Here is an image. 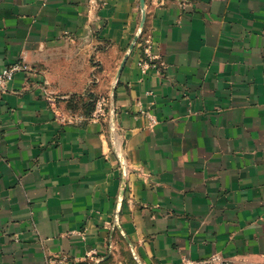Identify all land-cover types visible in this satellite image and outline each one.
Listing matches in <instances>:
<instances>
[{
    "label": "crops",
    "instance_id": "crops-1",
    "mask_svg": "<svg viewBox=\"0 0 264 264\" xmlns=\"http://www.w3.org/2000/svg\"><path fill=\"white\" fill-rule=\"evenodd\" d=\"M140 3L0 0V264H264V0H146V74Z\"/></svg>",
    "mask_w": 264,
    "mask_h": 264
},
{
    "label": "built area",
    "instance_id": "built-area-1",
    "mask_svg": "<svg viewBox=\"0 0 264 264\" xmlns=\"http://www.w3.org/2000/svg\"><path fill=\"white\" fill-rule=\"evenodd\" d=\"M90 6L92 8H99L103 0H89ZM136 46L142 52V58L139 61V67L143 74L148 73L149 70L156 68L158 72L161 69L165 68V64L160 61L159 57L155 56L152 52V40L150 37H145L144 32L137 42ZM21 71L30 72L29 67L24 63H16L7 67H4L0 70V98L7 90L8 85L15 79L16 75ZM162 73V72H161ZM49 101L52 102L53 99L49 98ZM108 107L107 99L101 97L96 102V108L93 114V118H100L106 114V109ZM126 175V174H125ZM63 260L53 259L49 260L47 264H63ZM175 264H227L220 257L214 256L208 261H194V260H183Z\"/></svg>",
    "mask_w": 264,
    "mask_h": 264
},
{
    "label": "water",
    "instance_id": "water-1",
    "mask_svg": "<svg viewBox=\"0 0 264 264\" xmlns=\"http://www.w3.org/2000/svg\"><path fill=\"white\" fill-rule=\"evenodd\" d=\"M145 4H146V0H141V10H142V19H141V24H140V27H139V30L133 40V43L131 44L130 46V49H129V53L127 54L124 62H123V66L125 65L126 63V60L129 58V54L134 50V48L136 47V44L137 42L139 41V39L141 38L143 32H144V28H145V24H146V9H145ZM125 176V175H124ZM123 183L126 182L125 180V177L123 178ZM120 204H121V201H120ZM120 204L118 206V211H117V216L115 218V226L119 228V212H120Z\"/></svg>",
    "mask_w": 264,
    "mask_h": 264
},
{
    "label": "rangeland",
    "instance_id": "rangeland-1",
    "mask_svg": "<svg viewBox=\"0 0 264 264\" xmlns=\"http://www.w3.org/2000/svg\"><path fill=\"white\" fill-rule=\"evenodd\" d=\"M70 108H77L83 111H92L93 109L95 110L96 108V100L93 101L90 97H88L87 99H82L80 100V103H70Z\"/></svg>",
    "mask_w": 264,
    "mask_h": 264
},
{
    "label": "trees",
    "instance_id": "trees-1",
    "mask_svg": "<svg viewBox=\"0 0 264 264\" xmlns=\"http://www.w3.org/2000/svg\"><path fill=\"white\" fill-rule=\"evenodd\" d=\"M90 98H91L93 101H95V99H93L92 97H90ZM93 110H94V109H93ZM93 110H92V111H93Z\"/></svg>",
    "mask_w": 264,
    "mask_h": 264
}]
</instances>
